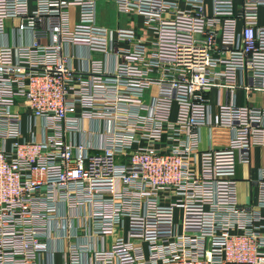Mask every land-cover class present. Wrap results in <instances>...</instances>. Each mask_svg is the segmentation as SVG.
I'll list each match as a JSON object with an SVG mask.
<instances>
[{
	"label": "built area",
	"instance_id": "1",
	"mask_svg": "<svg viewBox=\"0 0 264 264\" xmlns=\"http://www.w3.org/2000/svg\"><path fill=\"white\" fill-rule=\"evenodd\" d=\"M95 1L0 0V264H264V0H107L124 48Z\"/></svg>",
	"mask_w": 264,
	"mask_h": 264
},
{
	"label": "crops",
	"instance_id": "2",
	"mask_svg": "<svg viewBox=\"0 0 264 264\" xmlns=\"http://www.w3.org/2000/svg\"><path fill=\"white\" fill-rule=\"evenodd\" d=\"M95 23L104 25L113 31L114 36H119V47L124 48L126 44L124 37L133 35L138 39L149 42L152 37L151 30L142 25V19L137 14H127L118 10L116 4L107 0H96L94 5ZM259 24L264 25V7L260 9ZM84 50L77 49V53ZM100 56H98L99 58ZM74 66H78L74 62ZM156 87L152 86L146 94L155 92ZM217 99V89L213 88L210 92V101L214 105ZM237 104H253L264 106V91H249L246 93L243 89L237 91ZM227 142L226 129H212L203 127L201 129L200 149L206 150L208 147H221ZM264 166V146H254L249 152V162L238 164L236 168V181L238 187L237 199L240 203L256 202L257 186L252 181L257 180L259 168ZM61 264V262H57Z\"/></svg>",
	"mask_w": 264,
	"mask_h": 264
}]
</instances>
